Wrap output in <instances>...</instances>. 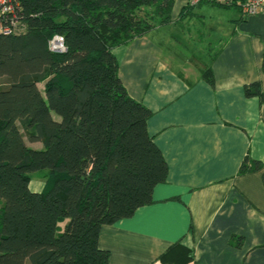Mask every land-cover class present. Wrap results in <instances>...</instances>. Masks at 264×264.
Here are the masks:
<instances>
[{
	"label": "trees",
	"instance_id": "obj_1",
	"mask_svg": "<svg viewBox=\"0 0 264 264\" xmlns=\"http://www.w3.org/2000/svg\"><path fill=\"white\" fill-rule=\"evenodd\" d=\"M175 1L20 0L24 30L0 33V264H111L102 226L153 202L168 163L148 130L152 111L128 92L114 49L169 23ZM56 34L66 51L50 49ZM202 75L213 84L211 67ZM244 90L264 105L260 81ZM263 167L248 156L239 173ZM38 171L45 180L33 190ZM193 258L179 243L160 256Z\"/></svg>",
	"mask_w": 264,
	"mask_h": 264
},
{
	"label": "crops",
	"instance_id": "obj_2",
	"mask_svg": "<svg viewBox=\"0 0 264 264\" xmlns=\"http://www.w3.org/2000/svg\"><path fill=\"white\" fill-rule=\"evenodd\" d=\"M188 2L114 49L128 92L152 111L169 173L152 203L102 226L111 264H175L160 256L176 243L194 253L186 264H264V167L239 173L245 157L264 162V105L244 90L260 81L264 91V12L202 0L181 19Z\"/></svg>",
	"mask_w": 264,
	"mask_h": 264
},
{
	"label": "built area",
	"instance_id": "obj_3",
	"mask_svg": "<svg viewBox=\"0 0 264 264\" xmlns=\"http://www.w3.org/2000/svg\"><path fill=\"white\" fill-rule=\"evenodd\" d=\"M200 0H189L190 4H197ZM219 3H231L232 0H217ZM20 0H0V33H18L24 30L20 22L19 13ZM241 12L244 16H252L264 12V0H245L241 4ZM49 47L55 52L66 51L65 38L61 34H56L50 39Z\"/></svg>",
	"mask_w": 264,
	"mask_h": 264
},
{
	"label": "rangeland",
	"instance_id": "obj_4",
	"mask_svg": "<svg viewBox=\"0 0 264 264\" xmlns=\"http://www.w3.org/2000/svg\"><path fill=\"white\" fill-rule=\"evenodd\" d=\"M39 86L41 89H43V83H40ZM55 116L58 117L57 115H55ZM28 143L34 147H41L42 146V143H40V142H29L28 141ZM44 173H45V171H38V172L33 174L34 179L31 182V187L33 190H41L42 182L45 180Z\"/></svg>",
	"mask_w": 264,
	"mask_h": 264
}]
</instances>
